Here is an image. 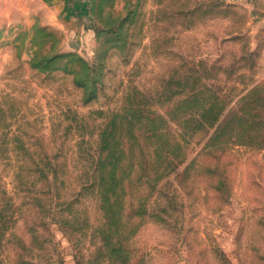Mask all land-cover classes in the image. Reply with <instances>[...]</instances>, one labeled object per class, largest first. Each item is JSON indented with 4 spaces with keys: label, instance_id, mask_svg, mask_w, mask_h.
<instances>
[{
    "label": "rangeland",
    "instance_id": "374dc122",
    "mask_svg": "<svg viewBox=\"0 0 264 264\" xmlns=\"http://www.w3.org/2000/svg\"><path fill=\"white\" fill-rule=\"evenodd\" d=\"M89 2L0 0V264H264V0Z\"/></svg>",
    "mask_w": 264,
    "mask_h": 264
},
{
    "label": "crops",
    "instance_id": "0c3cea01",
    "mask_svg": "<svg viewBox=\"0 0 264 264\" xmlns=\"http://www.w3.org/2000/svg\"><path fill=\"white\" fill-rule=\"evenodd\" d=\"M48 1L53 7H62L64 10H66L67 16L70 19H73L75 17V12H73V7H77V9H86L90 6L89 0H74L73 4L70 3V0H46ZM88 1V3H87ZM87 3V5L85 4Z\"/></svg>",
    "mask_w": 264,
    "mask_h": 264
},
{
    "label": "trees",
    "instance_id": "16d2710c",
    "mask_svg": "<svg viewBox=\"0 0 264 264\" xmlns=\"http://www.w3.org/2000/svg\"><path fill=\"white\" fill-rule=\"evenodd\" d=\"M255 121H257V120H252V119H241L240 120V123H241V125L244 127V129H247V127L248 128H251V126L252 125H255L256 123H255ZM263 121V120H262ZM258 122V121H257ZM258 124V123H257ZM220 135H222V133H220V134H218L217 136H216V138H218ZM240 142H243V141H240ZM238 143H239V139H238ZM260 149H264V145H261L260 147H259ZM5 235H6V232H5V229H3L2 227H0V239L1 238H3V237H5Z\"/></svg>",
    "mask_w": 264,
    "mask_h": 264
}]
</instances>
